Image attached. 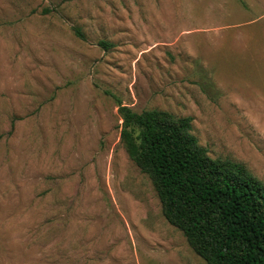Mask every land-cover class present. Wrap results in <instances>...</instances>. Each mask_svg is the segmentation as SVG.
Segmentation results:
<instances>
[{
    "label": "rangeland",
    "instance_id": "rangeland-1",
    "mask_svg": "<svg viewBox=\"0 0 264 264\" xmlns=\"http://www.w3.org/2000/svg\"><path fill=\"white\" fill-rule=\"evenodd\" d=\"M262 2L0 0V264H206L128 157L118 102L190 117L264 183Z\"/></svg>",
    "mask_w": 264,
    "mask_h": 264
},
{
    "label": "trees",
    "instance_id": "trees-1",
    "mask_svg": "<svg viewBox=\"0 0 264 264\" xmlns=\"http://www.w3.org/2000/svg\"><path fill=\"white\" fill-rule=\"evenodd\" d=\"M74 33L84 38L79 28ZM117 112L128 157L195 254L206 264H264V183L243 163L211 158L190 117L136 113L119 102Z\"/></svg>",
    "mask_w": 264,
    "mask_h": 264
},
{
    "label": "crops",
    "instance_id": "crops-1",
    "mask_svg": "<svg viewBox=\"0 0 264 264\" xmlns=\"http://www.w3.org/2000/svg\"><path fill=\"white\" fill-rule=\"evenodd\" d=\"M254 1H257V3H258V6H260V2H261V0H254ZM264 1V0H263ZM262 8L264 9V2H262Z\"/></svg>",
    "mask_w": 264,
    "mask_h": 264
}]
</instances>
